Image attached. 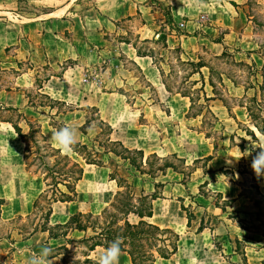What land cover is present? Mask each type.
I'll return each instance as SVG.
<instances>
[{
    "label": "crops",
    "instance_id": "obj_1",
    "mask_svg": "<svg viewBox=\"0 0 264 264\" xmlns=\"http://www.w3.org/2000/svg\"><path fill=\"white\" fill-rule=\"evenodd\" d=\"M23 1L32 6L35 12L19 10L20 0H0V115L13 111L18 115L21 113L25 118L21 116L19 124L24 131L26 119L36 121L41 116L52 119V115L53 119L77 130V141L89 145L98 143L94 139L102 129L92 125L85 133L79 128L86 123L88 107H96L97 115L113 127L111 139L121 141L128 148L143 149L146 153L149 140L154 136V131H149V125L140 121V110L129 104L127 94L119 90L108 91L97 81L85 79L86 72L96 67L105 53L104 56L110 58V62L116 60L115 49L137 64L147 78L146 68H151L152 58L139 56L133 44L120 38L108 46L105 34L125 35L127 31L123 23L129 22L130 27L135 28L136 39L144 41L152 40L164 27L171 30V33H167L168 42L173 40L176 45L180 44L186 57L193 60L202 59L197 54L200 43H206L216 56L222 55L225 46L230 50H233L232 46H241L243 49L245 40L247 44L252 43L245 39L249 28L243 18L242 8L248 5V0H157L171 7L177 26L188 34H180L163 19L160 20L163 17L162 8L154 0ZM217 36H222V42L215 41ZM246 49H254L253 43ZM240 60L245 61L242 57ZM254 61L259 65L257 59ZM202 71L207 78L205 90L209 96H215L208 80L209 68L204 67ZM251 81L248 80V84ZM229 87V91L231 87L236 88L233 84ZM164 88L167 91L165 85ZM178 94L172 93L175 97ZM42 97L59 102L66 110L59 111L57 106L41 103ZM180 97L191 103L189 97L181 94ZM174 102L177 107L179 100L176 98ZM10 106L17 110L8 109ZM211 108L228 131L226 146L222 144L215 147L207 136L208 142L197 150L198 154L194 158L196 167L189 179L185 178L184 172L174 168H168L166 174L156 177V181H162L165 185L160 189L163 196L154 200V215L150 221L154 222L156 213H165L170 224L163 226L154 223L173 228L179 233L186 224L188 226V217L176 199L190 198L195 215L192 225L199 227L203 219L207 225L203 231L193 233L195 238L201 240L197 243L199 247L208 246L215 234L216 238L228 241L230 254L234 257L236 238H239L246 244L248 260L256 261L259 257L252 255L251 259L248 250L263 252L264 241L261 246L253 247L246 241L251 239L247 235L249 228L236 225L232 220V216L238 215L239 219L247 221L242 215H250L257 207L254 200L244 194L240 182L243 174L239 167L245 164L250 168L252 156L245 153L249 145L246 142L242 148L239 144H229L230 135L237 130L239 122L248 121L247 106L237 105L230 111L222 99L216 98L211 101ZM13 122L12 118L6 116L0 118V201H5L0 203V264H25L27 258L39 254L43 247L52 248L53 241L63 238H49V233L41 230L25 235L24 228L14 224L16 218L25 220L33 212L34 202L47 185L43 177L27 170L25 143L15 131ZM106 156L114 155L108 153ZM235 158L240 159L236 161ZM227 160H232L233 165L227 164ZM122 162L129 165L128 162ZM86 165L92 168L97 166ZM104 167L111 171L110 166ZM226 167L233 168L237 175L235 180L227 179L223 170ZM86 178L90 182L96 180V176L90 172ZM259 179V192L264 195V176ZM155 180L143 182L147 192L155 190ZM114 181L109 180L108 173V182ZM215 197L224 202L230 200L231 204L220 205L214 200ZM210 227L214 228L213 233ZM182 240L180 235V244ZM261 259L264 257L260 258L259 264H262Z\"/></svg>",
    "mask_w": 264,
    "mask_h": 264
},
{
    "label": "rangeland",
    "instance_id": "obj_2",
    "mask_svg": "<svg viewBox=\"0 0 264 264\" xmlns=\"http://www.w3.org/2000/svg\"><path fill=\"white\" fill-rule=\"evenodd\" d=\"M247 3L248 5H246V7H242L243 5H240L244 10L243 18L249 28L245 33L247 36L245 39H247L248 42L253 43L254 49H246L248 46L252 45V43L247 44L245 40L243 49H241V46H232L231 49L233 50L228 49L230 52L229 55L216 56L212 54V51L208 48L206 43H200L197 46V54H199L202 59L209 63L214 69L213 79L216 84L218 98L225 101L231 111L235 108V106L237 107V105L248 106L250 112L255 115V121L261 123L262 120H264V0H248ZM19 10L24 12H35L32 6H30L27 2H21V0L19 3ZM205 16H207V14H205ZM162 19L165 22L164 15L160 20ZM123 25L127 34L119 36H111L109 34L104 35L108 46H112L111 44L116 43L120 38V40L126 39L131 43H136V45L144 51H153L155 53L158 66L165 71V79H167L168 83L173 86L174 91L179 89L181 91L190 90L194 92L195 89H199L201 87L200 83L193 86L191 82L195 79H199V75L196 74L189 78V73L191 71L189 66L181 65L176 59L177 51L174 50L177 46L175 44L176 42H173V40L169 41L172 48L171 50L164 47L162 41L159 43H154L153 41L147 43L143 40H139L138 38L136 39L135 28H131L129 22H125ZM160 30H163L166 33H171V30L164 29V27ZM216 38L222 40V36H217ZM237 51H241L242 53L236 55L235 52ZM115 52L114 56L117 59L111 60L112 62H110V58H106V56H104L106 55L105 53L102 56L100 63L86 72L87 80L97 81L100 86L108 91H124V93L128 96L127 99L129 104L133 108L139 109L140 113H142L140 121L149 125L150 132L154 131L153 138L149 140V146H146L147 152L145 153V156L148 157V155L152 153H157L159 157L167 159L168 162L172 163L176 167V170L184 172L185 178L189 179L192 171L196 167L194 158L198 154L197 150L208 142L205 137L208 136L210 138V143L214 144L215 147L222 144L226 146L225 143L228 141L229 135L225 125L222 124V122L220 124L216 123L213 115L207 110H203L202 115L193 117V115L202 109L203 105H205L203 99L197 101V98L199 97L197 92H194L196 103L191 108V103L189 104L188 100L182 99L180 94L175 97L172 93L165 90L164 85L162 84L160 70L154 64L151 65V68H146V78L137 64L128 60L122 52H118L116 49ZM243 52L245 53L243 54ZM252 53H255L256 55H252ZM247 55L248 58L252 57V59L249 60ZM186 56V53L183 54V58L185 60L188 59ZM161 57H165L164 62L159 60ZM240 57L245 59V61L240 60ZM254 59H257L259 65L254 61ZM194 60L198 61V59ZM205 71L208 70L205 69ZM206 73L208 77V72ZM251 78L255 84L252 83ZM225 79L226 81H224ZM205 80L207 84L206 76ZM248 80L251 81V84H248ZM232 84L236 86V88L231 87V91H229V85ZM244 87H247L248 90L246 88L244 91ZM255 95L257 96L260 105H256L251 102V98ZM176 98L179 100L177 107H175L176 105L174 106V99ZM41 103L57 106L59 111L66 110L64 105L59 102L50 101L43 97L41 98ZM246 114H248V108L246 110ZM4 115L6 118H12L16 122L20 121V116L17 112L13 111L1 114L0 118L5 117ZM87 115L88 118L91 119V125L99 123L97 120L98 115L96 110L91 108L88 110ZM247 118L248 121L239 122L237 125L238 132L236 130L230 135L231 142H229V144H244L245 146V143L247 142L249 149L252 147L251 142L247 140L249 137H252V135H248L246 130L249 125L252 127H249L250 129L254 130L255 128L254 131L256 133L257 131L259 132V130L254 127V124L251 122L248 115ZM36 121H39L49 142L55 146L50 140L52 132L55 129H52L53 127L49 126V123L51 121L53 124L60 126V120H51L46 116H41L39 117V120L37 118ZM222 125L224 126V129L222 128ZM25 132L28 133V126L26 127ZM198 132H201V134ZM102 138L104 137L102 136ZM37 139L38 145L41 147L39 152L42 155L47 154L50 156L52 151L46 146V142L43 141L42 137L39 135L37 136ZM29 143L33 145V140H29ZM256 143H258V141L253 139V144L255 145ZM95 144L97 145L98 143ZM36 151V147L33 146L30 150L28 161L32 164L31 172L34 174V172L38 171L35 176L42 178L43 175H41L40 172L45 171L42 163L50 162L53 164L58 156L51 155L50 157H44L40 160L39 158H36L38 155V152L36 153ZM101 151H103V149H101ZM68 154L84 167L83 180L77 185L79 193L77 200L74 202L54 204L53 213L48 218L46 217V213L49 209V203L47 198L41 197L39 199L38 206L34 208L33 212L27 216L25 220L17 218L15 220L14 224L16 226L23 227L25 235L37 226L49 227L56 223L67 221L70 214L77 211H92L93 213L98 214L104 207L110 204L111 199L117 190L116 181L108 182V173L110 170L101 166L93 168L88 167L86 162L76 153H73V151ZM104 154L106 153H102L101 157L105 164L110 166L111 170H117L123 176L127 177L134 183L138 190L145 189L143 182H148L153 179L149 177L148 174H141L135 168L130 167L129 165L126 166L120 157L117 156L116 158L114 157V154V156H106L107 154ZM146 157L143 161V167L146 171H148L151 167L156 169L165 163L164 160L156 159L154 157L146 159ZM188 163L191 164L189 165ZM200 163L201 162L198 164ZM223 170L225 171L228 180L236 179L237 175L234 173L232 167H226ZM239 170L243 174L242 180L240 181L243 187V192L253 200L260 201V208L255 207V212L260 210L261 215L257 219L252 212L250 215H242V218L244 217L247 221H242L237 216H234L232 220H234L236 225L249 227V233L247 235L251 239L246 240L248 243H250L253 247L261 246L264 241V195L259 192L260 186L258 182L260 179L255 175L252 169L246 167L245 164H242L239 167ZM89 172L96 176V180H91V182L87 180L86 175H88ZM160 172L161 171L158 170L156 171V177L161 175ZM60 187L65 188L63 185ZM262 187L264 190V186ZM202 191L206 192L204 189H202ZM205 194L208 195L207 192ZM190 200V198H185L184 204L189 210L193 211ZM214 200L220 205H226L221 199H216L215 197ZM164 214L156 213L153 221L163 226L170 224ZM136 219L137 218L135 216H131V220L135 221ZM197 229L198 227L192 225V223L191 227L186 224L179 232L183 238L180 244L179 252L169 260L161 258L158 259L156 264H229L227 259L234 261L236 264H246L241 253H235L234 257H232L228 241L220 237L215 238V241H217V243H219V245L223 248L222 252L214 247L215 243L213 236L212 241H209L208 246L199 247L197 243L201 240H199V238H195L193 234ZM69 234L70 236L80 237L83 235V232L74 231ZM65 243L66 240L62 238L58 241H53V245L51 247L56 248ZM225 244L228 246H225ZM104 250L105 249L98 247L92 253V256L98 259ZM84 251L83 245H76V255L78 259L84 258ZM58 252L61 254H58ZM248 252L251 259H253L252 255L259 257L256 261L251 260L250 262V260H248L249 264H259L260 258L264 257V251L256 253L253 249H249ZM53 254H58L56 258L52 259L54 264H64L62 262V258L65 256L68 258L69 262H73L75 247L69 245V249L67 251L56 250ZM248 258L249 257L247 256V259ZM118 264H131L130 258L126 254L121 253Z\"/></svg>",
    "mask_w": 264,
    "mask_h": 264
},
{
    "label": "trees",
    "instance_id": "obj_3",
    "mask_svg": "<svg viewBox=\"0 0 264 264\" xmlns=\"http://www.w3.org/2000/svg\"><path fill=\"white\" fill-rule=\"evenodd\" d=\"M161 8L163 15L165 16V23L169 25L172 29L176 30L180 34H188L185 31H181V29L177 26L171 7L160 3L157 0H154ZM156 36L152 40H144V42L149 43L153 41L154 43H159L160 41L163 42L164 47L167 49H172L171 45L167 39V33L163 30L161 32H157ZM122 41H126L127 43H131L130 41L124 39ZM215 41L222 42L221 39L216 38ZM137 50V54L139 56H150L153 60V64L160 70V74L162 76V82L165 85L166 89L170 93H180L183 96L189 97L191 100V108L195 105L196 99L194 98V92L198 93L197 101L203 99L205 105H203L202 109L196 112L193 117H197L202 115L203 110H207L210 112L216 123H221L219 117L214 113L211 108V101L218 98L217 91H216V84L213 79V67L204 61L203 59H199L198 61L188 58L185 60L183 58V54L185 53L183 47L179 44L177 45L174 50L177 51L176 59L181 65L189 66L191 69L189 73V78L193 75L198 74L199 79H195L192 82V85L195 86L196 84L200 83L201 87L199 89H195L194 92L190 90H176L172 85H170L165 79V71L158 66L156 62L155 53L144 51L142 48L138 47L136 43H131ZM230 52L228 47L225 46V50L223 51L222 55L226 56L229 55ZM161 62L165 60V57H161L159 59ZM208 67L210 70L209 76V84L213 87V91L215 96H209L207 91L205 90L206 80L205 75L202 71V68ZM223 80V79H222ZM222 82V81H220ZM120 92H124L119 90ZM251 102L256 105H260V102L257 99V96H253L251 98ZM225 105L231 111L230 107L224 101ZM10 110H17L16 108L10 106L7 107ZM248 108V116L251 119V122L257 127L260 133H264V120L261 123L255 121V115L250 112ZM88 110L91 108L88 107ZM94 110H98L96 107H92ZM51 115V113H50ZM19 116H23L21 113ZM52 119L53 116L51 115ZM23 118H25L23 116ZM51 119V120H52ZM97 120L99 123H95L94 126L100 127L102 131L96 136L94 139L98 142L96 145H89L86 143H82L77 141L73 146V153H76L79 157H81L86 163L88 164H95L97 166H107L104 160L101 158L102 153H112L115 156L120 157L123 161L128 162L130 167L135 168L141 174H148L149 177L155 180L156 171H161V174H166L168 168L176 167L167 161V159L161 158L158 156L157 153H152L145 156V151L143 149L138 148H128L126 147L121 141L119 140H112L111 134L113 132V127L109 124L104 122L100 116L98 115ZM26 124L28 126V133H26L22 126H20L19 121L13 122V126L15 131L25 143V160H26V167L27 170L31 172L32 164L28 161L29 153L33 146L36 147V153L38 155L36 158L42 160L44 157H50L51 155H57L55 163L51 164L50 162L42 163L43 168L45 169L44 172H40L43 175V179L46 182V189L40 194L39 198L36 199L34 202V207L36 208L39 203V199L41 197L47 198L49 203V209L46 213V217H50L53 213V206L56 202H74L78 198V189L77 184L84 176V167L81 163L73 159L69 154H65L61 152L57 147L53 146L47 136L44 134V130L42 125L37 121H31L26 119ZM50 126L54 129H59L66 124L62 121L59 122L60 126L53 124L50 121ZM92 126L91 119L87 118L86 123L79 128L87 133V128ZM224 129V126L222 125ZM247 134L252 135L254 140H257L256 132L253 129L247 128ZM42 137V140L46 142V146L49 147L52 151V154L49 156L47 154L42 155L39 152L38 139L37 136ZM102 136L104 138H102ZM102 138V139H101ZM233 138V135H232ZM29 140H33V145L29 143ZM233 140V139H232ZM242 148H244V144H240ZM120 148V149H118ZM103 149V151H101ZM258 150V149H257ZM255 155V152H254ZM149 159L154 157L156 159L164 160L165 163L158 168L151 167L148 171H146L143 167L144 159ZM211 157L208 156L207 159ZM42 168V169H43ZM38 171L34 172L37 174ZM109 180H115L117 183V190L114 193L110 204L103 208V210L95 214L92 211L90 212H83L77 211L75 213L70 214L69 218L65 222H59L52 226H41L35 227L29 234L36 232V231H47L49 233V238H65L66 243L60 245L53 249V252L56 250H68L69 245L75 247L76 245H83L84 252H83V259L79 258L76 264H97L96 258L92 256V253L98 248L102 247L106 249L109 243L115 240L117 237H120L122 240L121 243V253L126 254L131 261V264H156L158 259H170L175 256L179 252L180 248V234L173 228L170 227H162L159 224L150 221V218L154 215V200L162 197V193L160 191L161 188L164 187L165 183L162 181H153L155 190L152 192H147L145 189L138 190L137 187L134 185L132 181H130L127 177L123 176L117 170H111L109 172ZM207 182L204 183L206 185ZM63 185L65 188H61L60 186ZM221 196V194H219ZM178 200L181 202V207L183 210L187 212L188 217V226L191 227L192 220L195 218L193 211L189 210L185 204L184 199L179 197ZM5 201L2 200L0 203H4ZM255 205L260 208V201L254 200ZM225 204H231V201H225ZM258 219L261 215L260 210L257 212H253ZM131 216H135L137 219L135 221L131 220ZM240 218L238 215H236ZM234 217V216H233ZM21 218V216H19ZM207 225L204 222V219L201 222V225L198 227L196 232L203 231ZM246 228H249L248 226ZM212 233L214 228L210 227ZM24 230V229H22ZM83 232V235L80 237L70 236V232ZM215 247L222 252L223 248L215 238L217 235L213 234ZM246 244L241 241L239 238H236V253H241L242 258L244 259L246 264L248 263V259L246 256L245 251ZM51 254L50 258L58 256L61 254ZM225 256V255H224ZM229 264H236L234 261L227 259ZM62 262L64 264H73V262H69L68 258L65 256L62 258ZM262 264H264V259L262 260Z\"/></svg>",
    "mask_w": 264,
    "mask_h": 264
},
{
    "label": "clouds",
    "instance_id": "obj_4",
    "mask_svg": "<svg viewBox=\"0 0 264 264\" xmlns=\"http://www.w3.org/2000/svg\"><path fill=\"white\" fill-rule=\"evenodd\" d=\"M256 137L258 139V143L255 145L253 144L252 137L247 139L251 142L252 147L246 150L245 153H248V155L252 156L250 162V168L252 171L257 177H262L264 176V133L257 131ZM50 140L61 152L65 154L71 153L73 151L74 144L77 142V130L73 127L65 125L59 129H55L52 132ZM253 152H255V155H252ZM239 159L235 158L236 161ZM226 163L233 165L232 160H227ZM121 243L122 240L120 237H117L115 240L111 241L108 247L98 257L97 264H118L122 251ZM52 252L53 249L49 247H43L39 254H33L31 257L27 258L25 264H54V261L49 259ZM77 260L78 257L76 255L75 246L73 264H76Z\"/></svg>",
    "mask_w": 264,
    "mask_h": 264
},
{
    "label": "built area",
    "instance_id": "obj_5",
    "mask_svg": "<svg viewBox=\"0 0 264 264\" xmlns=\"http://www.w3.org/2000/svg\"><path fill=\"white\" fill-rule=\"evenodd\" d=\"M85 79L87 80V73L85 74Z\"/></svg>",
    "mask_w": 264,
    "mask_h": 264
}]
</instances>
